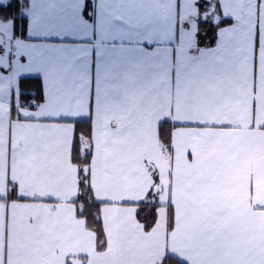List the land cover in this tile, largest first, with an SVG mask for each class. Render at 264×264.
<instances>
[{
	"label": "crops",
	"instance_id": "0c3cea01",
	"mask_svg": "<svg viewBox=\"0 0 264 264\" xmlns=\"http://www.w3.org/2000/svg\"><path fill=\"white\" fill-rule=\"evenodd\" d=\"M20 3L0 71V264H264V0ZM211 4L217 24L200 17ZM23 78L39 101H22Z\"/></svg>",
	"mask_w": 264,
	"mask_h": 264
},
{
	"label": "trees",
	"instance_id": "16d2710c",
	"mask_svg": "<svg viewBox=\"0 0 264 264\" xmlns=\"http://www.w3.org/2000/svg\"><path fill=\"white\" fill-rule=\"evenodd\" d=\"M21 4V3H20ZM20 6V5H19ZM231 21L230 18L224 20V22ZM223 22V23H224ZM23 20L21 25L19 26L20 32L23 31ZM206 22L200 24L201 31L205 30L204 28ZM209 25H212L211 23ZM202 33V32H201ZM19 88L21 89V98L22 101H25L28 98H34L39 101L42 97L41 94V83L39 78H23L19 83ZM33 92V93H31ZM160 135L162 140L168 144L170 138V125L168 123H162L160 125ZM90 136V124L88 121H80L76 123V139L73 148V161L78 165H87L89 162V152L85 151L87 149V141ZM86 142L85 148L81 150V146L84 147V143ZM79 202V214L84 217L87 225L92 228L96 234L98 239V246H102L104 243V235L101 225L100 219V202L94 200L91 195V190L88 184V179L86 175H82L80 180V193L78 196ZM140 210L138 212V217L145 223V226L148 228L152 225L155 218V204H151L149 208H146L145 202L141 203ZM161 264H187L184 261L178 259L174 256H168Z\"/></svg>",
	"mask_w": 264,
	"mask_h": 264
},
{
	"label": "flooded vegetation",
	"instance_id": "af4514ba",
	"mask_svg": "<svg viewBox=\"0 0 264 264\" xmlns=\"http://www.w3.org/2000/svg\"><path fill=\"white\" fill-rule=\"evenodd\" d=\"M19 5L20 0H0V32L3 33L5 37V44L0 48V50L2 52L9 51L11 66L13 60L15 59V50L12 40L17 34L19 28ZM20 18L22 17L20 16ZM1 61H4V59L1 58ZM0 71L2 70L0 69Z\"/></svg>",
	"mask_w": 264,
	"mask_h": 264
},
{
	"label": "water",
	"instance_id": "95a60500",
	"mask_svg": "<svg viewBox=\"0 0 264 264\" xmlns=\"http://www.w3.org/2000/svg\"><path fill=\"white\" fill-rule=\"evenodd\" d=\"M201 20H206L208 18L212 19V22L214 24H217L219 20L221 19V16L216 12L215 5H210L207 9L203 10L201 12ZM5 44V37L4 34L0 32V48L3 47ZM1 58L4 59V61H1ZM11 67V59L9 51L2 52L0 50V69L2 71H8Z\"/></svg>",
	"mask_w": 264,
	"mask_h": 264
},
{
	"label": "rangeland",
	"instance_id": "374dc122",
	"mask_svg": "<svg viewBox=\"0 0 264 264\" xmlns=\"http://www.w3.org/2000/svg\"><path fill=\"white\" fill-rule=\"evenodd\" d=\"M18 8L20 9L21 8V6H18ZM20 13V12H19ZM19 18H18V23H19V26L21 25V23H22V18H20V14H19V16H18ZM210 21H212V19L211 18H208ZM6 44H7V42H6Z\"/></svg>",
	"mask_w": 264,
	"mask_h": 264
},
{
	"label": "built area",
	"instance_id": "2783aa9c",
	"mask_svg": "<svg viewBox=\"0 0 264 264\" xmlns=\"http://www.w3.org/2000/svg\"><path fill=\"white\" fill-rule=\"evenodd\" d=\"M165 146V145H164Z\"/></svg>",
	"mask_w": 264,
	"mask_h": 264
}]
</instances>
